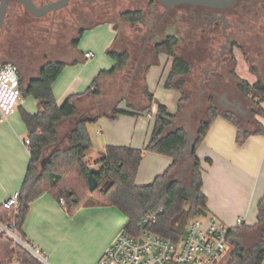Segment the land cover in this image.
Returning <instances> with one entry per match:
<instances>
[{"label":"trees","instance_id":"trees-1","mask_svg":"<svg viewBox=\"0 0 264 264\" xmlns=\"http://www.w3.org/2000/svg\"><path fill=\"white\" fill-rule=\"evenodd\" d=\"M80 1V0H79ZM82 3V1H80ZM22 6L16 1H10L4 23L11 4ZM84 3V2H83ZM89 5V3H84ZM26 11V10H25ZM93 15L98 11L90 8ZM27 12V11H26ZM28 13V12H27ZM85 13L78 16L77 20H86L88 24L77 28L76 36L69 44L76 47L83 32L102 23H114L112 19H90ZM32 16V15H31ZM34 17V16H33ZM120 19L133 26L143 20L141 10H125L119 14ZM73 20H75L73 18ZM8 25V24H7ZM13 26V24H12ZM7 30H10L9 24ZM119 30L107 50V54L114 60V65L108 70H100L93 78L90 85L82 93L67 96L61 104L56 102L52 84L68 64H75V60H63L46 58L44 62L37 64L35 73L29 74L27 80L23 74L21 88L24 96H32L37 100V111L33 114L20 108V116L27 130L30 140L29 162L19 191V207L4 208L0 205V221L13 222L16 225L19 236L26 239L22 233V224L27 214L29 204L43 192L51 194L72 215L79 208L98 204L116 207L126 218L123 230L130 234L137 231L141 218L149 213L162 209L158 215L157 223L153 230L160 236L178 242L185 232L190 219L200 215L199 210L206 207V196L202 193V174L200 160L196 156V149L203 141L213 119L219 115L228 119L237 128L236 142L242 144L252 134H264L262 123L257 128L248 129V121H242L227 110L219 111L215 105V97L208 96L205 109L207 118L202 117V104L194 109L183 108V104L191 102L188 94L182 93L178 102V110L171 114L167 107L159 103L155 115V123L144 149H133L125 146H107L104 150L105 158H98L94 165L99 168L95 175L97 187L91 191L87 183V173L90 162L86 154L92 148V140L87 125L95 122L101 116L115 118L119 114L137 115L148 110L153 101V94L146 84V73H143L142 83L136 89L128 80L124 81L122 75L130 60V52L127 49H119ZM15 38L8 37L4 45H0V59L10 61L13 59L12 50ZM159 52L172 58L169 75L165 83L166 87L172 86L171 80L178 76L190 75L191 65L182 57L176 55L172 46L162 47ZM45 58L46 56L43 55ZM36 64V62H35ZM103 80L99 82L100 78ZM113 80L116 89L106 90L102 82ZM125 84L124 89H118ZM257 87L259 85L257 84ZM260 88V87H259ZM136 94H134V92ZM264 96V89H261ZM91 95L98 97L101 104L86 109L90 111L77 118L65 136L66 146L59 145L50 154L49 160L43 169L40 162L44 156L59 142L56 125L76 115L75 101L78 97ZM258 95H253L256 97ZM121 100H125L132 111L118 108ZM91 113V114H90ZM264 117V109L255 113ZM188 129H191L194 137V147L188 159L184 158L183 150L186 144ZM146 151L155 152L171 157V163L161 174L146 185L135 184V175ZM175 171L189 172L190 184L184 186L178 179L172 178ZM61 200L63 203H61ZM264 197L257 205L256 223L252 227L244 225L236 226L230 230L229 242L231 254L227 264H261L264 258ZM254 231L248 246H244L242 231ZM258 233V235H257ZM27 240V239H26ZM16 261L19 264H41L26 249L15 244L14 241L0 235V264Z\"/></svg>","mask_w":264,"mask_h":264},{"label":"crops","instance_id":"crops-1","mask_svg":"<svg viewBox=\"0 0 264 264\" xmlns=\"http://www.w3.org/2000/svg\"><path fill=\"white\" fill-rule=\"evenodd\" d=\"M107 24L86 30L91 33V30H100ZM84 32L76 47L68 46L71 60L76 62L91 61L96 53H107L115 38V34L109 33L97 43L83 47L81 45L90 34ZM79 46L83 49L80 53L77 50ZM87 51H92L94 56L86 59L84 53ZM166 55L160 52L155 60L160 66L150 67L146 73V84L153 94L148 110L137 115L119 114L115 118L101 116L87 125L92 140V149L86 154L88 160L95 159L107 146L144 149L155 123L158 104H164L171 114L177 112L183 91L173 84L165 86L172 63V58ZM75 64L65 66L52 84L58 104L71 94L84 92L98 72L110 69L114 60L110 56H102L88 67ZM161 66L164 67L162 70ZM22 74L27 80L32 73ZM102 80L103 77L99 82ZM27 98L28 106H25ZM99 104L98 97H78L75 101L76 115L56 125L58 145L66 143L65 136L76 119L84 113L87 115L90 111L86 112V109L92 106H95V112ZM20 108L33 114L37 111V100L25 96ZM20 108L0 121V205L20 189L29 162V150L23 142L27 130L20 116ZM118 108L132 111L125 100L119 102ZM236 134V126L228 119L221 115L213 119L196 149L202 174L201 190L207 199L208 213L215 214L232 228L236 227L238 217L243 218L244 226L252 227L256 223L257 205L264 197V134H252L242 144L236 142ZM93 152L97 155L93 156ZM94 162L90 165H94ZM170 163L171 157L167 155L144 152L136 171L135 184L143 186L151 183ZM125 223L126 218L114 206L91 204L70 215L51 194L43 192L29 204L21 230L28 241L46 253L47 264H96L103 251L123 230ZM229 252L231 254V250ZM230 254L222 264H227ZM2 264L19 263L13 260ZM261 264H264V258Z\"/></svg>","mask_w":264,"mask_h":264},{"label":"flooded vegetation","instance_id":"flooded-vegetation-1","mask_svg":"<svg viewBox=\"0 0 264 264\" xmlns=\"http://www.w3.org/2000/svg\"><path fill=\"white\" fill-rule=\"evenodd\" d=\"M136 2L143 20L131 27L140 44L144 72L156 60L158 49L171 45L191 65L190 75L194 67L202 73L194 88H186L188 92L194 90L206 99L214 96L225 110L248 121L243 100L261 95L264 89V0ZM187 83L186 78L172 81L183 93Z\"/></svg>","mask_w":264,"mask_h":264},{"label":"rangeland","instance_id":"rangeland-1","mask_svg":"<svg viewBox=\"0 0 264 264\" xmlns=\"http://www.w3.org/2000/svg\"><path fill=\"white\" fill-rule=\"evenodd\" d=\"M33 1L36 5H42L53 0ZM84 3H81L79 0H70L69 4L65 8L56 12H49L39 18L31 16L25 11L23 6H18L12 3L11 7L9 8L6 24H4L0 32V45L3 46L4 41L6 42V38L8 37L15 38L16 40H13V42H15L14 47L16 48L12 50L13 59L10 61L20 67V73H35L37 64H39V62H44L46 58L63 60L71 59L72 55L70 54L68 48L69 42L73 37L76 36L78 27L88 24V22H85L86 20L84 21L80 19L76 21L78 16H83L85 13H87V17L94 20L110 18L114 23H108L107 26L100 30H91L93 31L91 33L90 30H85V32H89L90 34L87 35L85 42L81 46L84 47L90 43H97L98 41L104 39V37L109 33L116 35L119 30V49H127L130 52V60L122 75V79L124 81L128 80V85L132 82V87L137 89L141 85L143 73H145L141 63H139L138 49L140 44L138 42L135 29L129 24L123 22L120 19L119 14L125 10L135 9L139 6V4L136 2V0H97L93 6H88ZM90 8L91 10L95 9V11H99L93 15L92 13L94 12H91ZM73 18L75 20H73ZM7 24L11 25L10 30H7ZM114 24L118 25L117 30L113 29ZM77 50L78 53H80V50L83 49L79 46L77 47ZM43 55L46 57L44 58ZM102 56L109 57L104 51L103 54L96 53L95 58H93L91 61H77L76 64L78 67H88L95 59L99 60ZM154 66H160V64L154 61L152 62L151 67ZM163 68L164 67L161 66V70ZM183 78L188 80V83L185 87V92L189 95V97H191V102L183 104V108L187 109L202 104V117L206 119V97L200 98L198 95L194 94L196 91L192 90L188 92L186 89L187 87L194 88V86L201 80L202 73H200L198 67H194L191 75H188L187 77H175L171 80V83L173 80H179ZM113 84V80L108 79L102 82L103 88L106 90L116 89ZM124 87L125 84H121L118 89H124ZM136 92L137 91H135L134 94H136ZM229 98L233 97L231 96ZM216 99L217 98L215 97V105L217 109L219 111H225L224 107L217 103ZM243 101L245 105L244 110L248 113L247 119L249 124L247 125V128L255 129L257 128L258 123H264V117L259 114H255L260 112L261 109H264V96L258 95L254 98H246ZM25 106H28V98ZM228 112L237 116L232 111ZM59 145H55L44 157H50L51 152ZM65 146L66 144L63 143L62 147ZM92 154L93 156L97 155L96 152H93ZM98 158L99 156H95V159H90L89 162L91 163L96 161ZM48 160L49 158L46 160L43 167L40 163V169L45 167ZM172 178L178 179L184 186H188L190 184V173L187 171H175L172 175ZM241 234L245 236L243 238L244 246L251 244L249 241L250 238L247 236L253 235V232L244 230L241 232ZM230 250L231 246L226 250L225 256L221 261L218 262V264H222V262L226 260L227 256L230 254Z\"/></svg>","mask_w":264,"mask_h":264},{"label":"built area","instance_id":"built-area-1","mask_svg":"<svg viewBox=\"0 0 264 264\" xmlns=\"http://www.w3.org/2000/svg\"><path fill=\"white\" fill-rule=\"evenodd\" d=\"M93 56L92 51L84 53L86 59ZM24 99L19 66L0 59V121L19 109ZM23 142L29 149V138L26 137ZM18 197L19 191H15L3 201L2 206L16 210L19 207ZM161 212L162 209H157L145 214L134 234L122 230L103 251L96 264H218L230 248L232 227L215 214L207 212L205 216L200 214L190 219L183 236L174 242L153 230ZM241 225H244L243 218L238 217L236 226ZM0 235L11 238L38 262L47 264L46 253L19 236L15 223L0 221Z\"/></svg>","mask_w":264,"mask_h":264},{"label":"water","instance_id":"water-1","mask_svg":"<svg viewBox=\"0 0 264 264\" xmlns=\"http://www.w3.org/2000/svg\"><path fill=\"white\" fill-rule=\"evenodd\" d=\"M12 0H0V28L2 27L3 23H4V19L7 13V9H8V5L9 2ZM16 1L18 3H20L23 8L32 16L34 17H42L44 15H46L49 12H56L64 7H66L69 3L70 0H53L50 2H47L45 4L42 5H36L34 3L33 0H13ZM83 2H93L95 0H81ZM164 3L167 4H172L175 2H178L179 0H161ZM118 25L114 24L113 29L117 30ZM194 142H195V137L194 134L192 132L191 129H188L187 131V136H186V144L183 150V154H184V158L188 159V156L190 155V153L193 150L194 147ZM49 158V156L44 157L41 160V166L43 167L46 160ZM99 158L101 160H103L105 158V152L104 151H100L99 152ZM99 172V168L96 167L95 165H91L88 173H87V183H88V187L91 191H93L96 187H97V181L95 178V175ZM200 214L202 216H205L207 211L204 209H200L199 210ZM262 230H264V226L261 227Z\"/></svg>","mask_w":264,"mask_h":264}]
</instances>
